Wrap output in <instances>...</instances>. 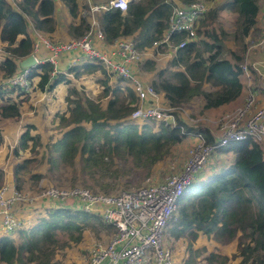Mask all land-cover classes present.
I'll return each mask as SVG.
<instances>
[{
	"label": "trees",
	"instance_id": "16d2710c",
	"mask_svg": "<svg viewBox=\"0 0 264 264\" xmlns=\"http://www.w3.org/2000/svg\"><path fill=\"white\" fill-rule=\"evenodd\" d=\"M60 1L69 15L77 18L67 25L70 38L82 35L89 22L79 14L77 0ZM172 3L173 0H131L124 11L110 8L94 15L105 41L120 35L129 36L135 46L141 48L162 35ZM222 9L234 16L230 34L219 21ZM257 10V0H223L209 7L199 19L195 35L183 47L175 49L164 67L156 69V77L151 82L154 89L161 91L172 107L193 97L201 99V109L233 100L241 89L238 62L248 43L244 37L252 32L251 42L260 35L255 25ZM52 12L53 0L13 3L0 0V42L3 44L0 81L17 73L21 69L18 59L31 51L35 34L28 21L51 38L55 29ZM182 36L183 32H174L170 39L176 42ZM228 37L234 49L226 46ZM226 50L229 57L224 55ZM142 66L151 68L153 64L147 60ZM51 68L48 61L29 67L35 88L51 91L56 84L69 82V76L96 72L103 75L99 79L101 87L94 96L81 93L75 85L67 88L64 109L54 113L60 131L43 143L39 134L32 132L34 124L23 123L12 152L16 155L18 150L27 149L30 154L12 166L18 182L30 166L38 164L45 170L31 173L35 179L47 174L60 175L63 169L74 168L75 162L80 163V171L90 174L91 165L101 169L103 155H107L110 163L113 158L127 161L130 167L123 171L131 167L144 168L147 176L187 132L199 130L207 142H214L209 127L189 125L175 111L173 124L152 117L130 118L129 113L136 104L130 81L115 75V83L109 85L106 70L95 60L83 58L53 75H50ZM204 83L211 88H204ZM27 93L18 85L0 87V118H18ZM215 153L227 155L216 158L219 162L212 164L211 153L201 171L178 197L176 212L167 222V235L178 238L185 234L186 237L185 257L172 264H192L198 261L199 255L205 264H264V152L258 143L245 138L217 146ZM104 174L105 171L99 170V176ZM88 187L96 191L90 184ZM104 189L107 191V187ZM101 226L111 229L102 221L97 208L84 211L70 198L50 201L43 209L35 211L26 225L21 223L11 233L0 234V261L4 264H57L58 250L80 242L85 230L97 231ZM197 231L210 237L215 248L195 245ZM228 243L232 244V250L222 253L220 247Z\"/></svg>",
	"mask_w": 264,
	"mask_h": 264
},
{
	"label": "built area",
	"instance_id": "2783aa9c",
	"mask_svg": "<svg viewBox=\"0 0 264 264\" xmlns=\"http://www.w3.org/2000/svg\"><path fill=\"white\" fill-rule=\"evenodd\" d=\"M129 1L131 0H104L90 5L87 11L90 15L88 29L82 35L66 40L46 37L28 21L35 34L30 53L39 46L48 49L45 61L52 64L50 75H53L60 72L55 66L58 53L78 51L81 58L100 63L106 73L130 81L136 97V104L129 113L130 118L152 117L173 124L174 115L171 109L174 107H161L154 103V87L150 82H143L135 76L129 64L140 62L149 49H154L157 53L160 49L183 47L195 35L199 19L210 7L211 0L172 4L162 35L153 39L149 47L138 48L131 37L120 35L109 42L110 48L107 51L98 49L93 40H104V34L94 13L110 8L124 11ZM174 32H183V36L176 42L170 39ZM251 47L264 50V25L260 35L245 48L243 58L238 62L240 72L244 76L242 102L218 117L209 119L208 126L214 142H207L199 130L187 133L188 136L194 137V142L187 147L186 157L179 169L164 174L155 182L115 192L91 191L79 185L62 187L43 184L40 179L33 184L36 191V195H33L32 189L29 191L23 186L1 182L0 228L10 232L21 225V220L14 210L18 203L32 202L36 196L51 202L70 198L84 211L97 208L102 221L114 228L106 241L93 239L87 243L85 264H172L171 250L163 243L167 222L176 212L178 197L191 183L215 147L250 138L258 143L264 152V59L249 61L247 52ZM0 51H3L2 46ZM79 58L78 55L74 56L67 66L79 62ZM29 67L21 68L17 73L1 80L0 87L18 85L28 92L32 86ZM253 73L258 78L257 88L253 83ZM259 91L262 103L257 102Z\"/></svg>",
	"mask_w": 264,
	"mask_h": 264
},
{
	"label": "crops",
	"instance_id": "0c3cea01",
	"mask_svg": "<svg viewBox=\"0 0 264 264\" xmlns=\"http://www.w3.org/2000/svg\"><path fill=\"white\" fill-rule=\"evenodd\" d=\"M15 1H17V0H15ZM101 1L102 0H77L79 14L83 15L87 19V22L90 23V15L87 12L88 7L94 3H98ZM221 1H223V0H211L210 7L218 5ZM11 2L13 3V0H11ZM179 3L180 2L178 0H173L172 4H179ZM257 4H258V10H257V14L255 16V19H256L255 25L257 26L258 29H259V27H261V29H262V26L264 25V0H257ZM84 9H86L85 12H84ZM222 10L224 12H228L227 9H222ZM221 14L222 13L220 12L219 15H221ZM52 16H53V19L55 22V29L51 33L50 37L52 39L59 37L58 31L63 29V37H62L63 39L62 40L70 38L68 31H67V25L69 22H75L77 20V18L71 17L69 15L66 7L63 5V3L60 0H53ZM231 18H232V22H233V18H234L233 14H232ZM95 19L98 22V19L96 17H95ZM221 19L222 18L219 16V21ZM29 27H31L30 24H29ZM198 27H199V24H198ZM261 29H260V32H261ZM231 30H232V28H231ZM231 30L229 32H231ZM251 34H252V32L248 33L244 37V40L246 42H248L246 45V48L251 42H253V41L249 42ZM109 42L110 41H105V40H96V39L93 40L94 45L98 49L106 50V51L110 48ZM225 44H226V46H229L232 49L235 48V45L233 44L231 39H226ZM0 46H3V44L1 42H0ZM146 47H149V46H146ZM175 49L176 48H174V47H170L166 50L160 49L157 51V53H156V50L149 49L148 51H146L145 55H143L141 61L138 64L136 62H134V63H130L129 66H130V68H131V70L135 76H137L143 82H150L151 83L152 80L156 77V69L159 67H164L167 64V61L174 55ZM252 49H254V50L252 51ZM36 51L38 52L39 56L35 55ZM244 51H245V49L243 50V52H241L242 58L244 55ZM32 54L34 55L37 62L45 61V59L48 55V49H46L43 46H40V47H37V49ZM76 55H78L80 57L79 61H81L83 59L79 55L78 51H66V52L58 53L56 56V61H55L56 68L60 72H62L63 69H66L68 67L67 63L70 62L71 59H73V57ZM224 55H225V57H229L227 50L224 52ZM2 57H3L2 51H0V59ZM247 57H248L249 61L262 60V59H264V50L262 48L255 49V48L251 47L248 49ZM147 60L153 64V67L145 68L142 66V64H144ZM0 73H1V70H0ZM252 75H253L252 78H253L254 86H255V88H257L258 78H257L255 73H253ZM69 77L71 79L69 82L58 83L54 86V88H52L51 91H48L45 89L39 90V89L34 87L35 84L32 82V86H31L30 90L28 91L26 96L22 99L21 112H20L18 118H16V119L0 118V142H1V147L5 146L3 152H0V156H2L4 158L7 155V153L10 152L13 157H16V160H14V161L9 160V161H6L4 164H0V183L5 182L8 185H16V186L18 185V183H20L18 185L19 187L23 186L25 189L29 190L28 184L26 181L32 180V177L30 176L31 173H34V172L37 173L39 171L38 169L34 170L32 168L33 166H30L29 171L20 175V181L19 182L14 179L15 177H14L13 172H12L13 164L16 162H19L22 157L28 156L30 154L27 151V149H25L24 151L18 150L16 155H14L12 152V147L17 142V137H18V134L20 133L21 129L23 128V123L32 122V121H29V119L33 118V115H30L31 110L26 109L28 104L26 103V101H24V100H26L27 96L29 97L32 92H36V94H37L36 96L30 97V104L33 106V108H34V102L32 100L35 101L38 98H40V99L43 98L42 104H49L50 105V104L58 102L57 104L64 107L65 101L60 102V100L63 99V97L66 93L67 87H71L72 85L75 84V82H78L79 80L82 79V80H85V84L80 85L79 83L78 84L76 83V85H75L76 88L79 91H81V90L85 89L88 86V84H91L90 80L94 79L95 83L91 86H88L86 88V91H85V93L87 95L94 96L96 94V92H98L100 90L101 83H100L99 79L103 78V75L100 72H96V73L81 74L78 77H71V76H69ZM114 78H115V75L108 74V73L106 74L107 83L109 85L114 84L113 83V80H115ZM239 80L241 83V89H240L239 94L233 100H231L227 103H222L216 107L201 109V106H200L201 99L199 97H193L187 102L180 103L179 105H181V106L177 105L176 107L178 109H175V112H177L180 115V118L189 125L195 126L197 124H201L203 126L209 127L208 125H206V122L209 121V119L218 117L220 114H222L225 111H228L230 109H233L234 107H236L237 105H239L242 102V98L244 95V76H243V74H241V72L239 73ZM64 83H66V84H64ZM69 83H71V85ZM83 86H84V88H83ZM203 87L206 89L211 88L208 85V83H204ZM88 88H91L92 92H87ZM155 91H156V96L153 98V102L158 104L161 107L170 106L168 104L167 100L165 99V97L163 96V93L159 90H155ZM258 93L259 94H257V102L262 103V97L260 95V91ZM39 95H40V97H39ZM105 100H106V98L101 99V106L102 107L105 104ZM188 105L192 106L190 110L186 109ZM183 108H185V109H183ZM191 121H196V122L191 123ZM33 124L35 127L32 129V132H37L40 136V141L42 142L41 133L43 131H45V129L42 130L41 128H39L40 125L38 123H33ZM3 136H6V140ZM193 142H194V137L188 136L187 138L183 137V139L180 141V143L176 145L174 150L178 149V151H177L178 155H180V156L182 155V156L180 158L181 160L179 161V164L172 170L179 169L182 161L186 157L187 147ZM177 146H179L181 148H177ZM184 150H185V154L183 153ZM213 154H215V155H213L214 156L213 159L214 158L222 159V156L227 155V153L217 154L215 152ZM1 158H0V162L2 163L4 160H2ZM220 159L216 160L215 162H219ZM44 170L45 169H42L40 172H43ZM207 170H208V168L205 169V171H207ZM168 172H166V173H168ZM40 177L38 178V180L41 179ZM194 177H193V179H194ZM36 181H37V179L34 180V182H36ZM31 191H33V193H32L33 195H36L35 186L32 187ZM49 202L50 201L48 199H44V198H41L40 196H36L32 202L27 201L26 203L16 204L14 206L15 214L21 220V223L24 226L31 221L35 211L43 209V207L47 206L49 204ZM106 225H108V224H106ZM108 226H110L112 230L110 228L107 229L104 226L99 227L96 232H94L93 229L85 230L83 233V238L80 242H77V243L73 242L68 247L61 250L64 252L66 251V253H64L63 255H68V258H69L68 261H70L72 263L75 262L76 264H85V262H86L85 247H86L87 243L93 239H100L101 241H106L110 237V235L113 233V230H114V228L111 225H108ZM11 231H13V230H11ZM92 232L94 234H91ZM8 233H11V232H6L2 228H0V234H8ZM196 233H197V235L195 236V238L193 240L195 245L205 246L207 249L215 248V243L210 237H205L204 234H202L200 231H197ZM168 237H169L170 243L172 245V250L169 248L171 250V253L173 254V252L177 251V253L179 254L178 255L179 257L177 260H181L186 255V252H185V244H186L185 234L182 235L181 237H178V238H174L172 235H168ZM230 250H232V244L231 243L224 244L223 246L220 247V251L222 253L227 254ZM69 252H71V253H69ZM200 257L201 256L199 255L196 258V260L200 259ZM57 258H60V256L58 255ZM200 260H203V259H200ZM0 264H4V263H2L0 261ZM198 264H203V261H199Z\"/></svg>",
	"mask_w": 264,
	"mask_h": 264
},
{
	"label": "rangeland",
	"instance_id": "374dc122",
	"mask_svg": "<svg viewBox=\"0 0 264 264\" xmlns=\"http://www.w3.org/2000/svg\"><path fill=\"white\" fill-rule=\"evenodd\" d=\"M14 1L15 0H13V2ZM85 10L86 9H84V12H85ZM220 12L222 13L221 15H219L222 18L220 20V22L223 25L222 27L225 29V31H227L230 34L229 31L232 28V24H231L232 23V18H231L232 15L229 12H224L223 10H221ZM260 29H261V27H259L258 31H260ZM58 36L59 37H56L54 39H59V40L63 39L62 38L63 37V29L58 31ZM227 39H230V38L228 37ZM64 40H66V39H64ZM253 50L254 49H252V51ZM70 51H72V50H70ZM35 55L39 56L37 51H36ZM241 59H242V57H241ZM115 80H113V83H115ZM90 81H91L90 82L91 84H88V86H91L95 83L94 79H92ZM76 83L77 84L79 83L80 85L85 84V80L81 79L78 82H75L74 85H76ZM64 84H66V83H64ZM69 84L71 85V83H69ZM67 88H70V87H67ZM83 88H84V86H83ZM86 88L81 90L82 91L81 93H85ZM87 92H92V89L88 88ZM36 95H37L36 92H32L30 94V96L29 97L27 96L26 100H24V101H26V103L28 104L26 109L31 110L30 115H33V118H30L29 121H32L31 123H38L40 125L39 128H41L42 130L45 129V131H43L41 133L42 142H44L45 140H47L51 136H54L57 132L60 131V130L56 129L57 124H56V117L54 116V113L63 110L64 107L57 104L58 102L50 104V105L49 104H42L43 98L42 99L38 98L35 101L32 100L34 102V108H33V106L30 104V97H34ZM39 97H40V95H39ZM62 101L64 102L63 99L60 100V102H62ZM179 106H181V105H179ZM191 107H192L191 105H188L186 109L190 110ZM175 109H178V108L174 107L173 109H171L172 114L174 113L173 111H175ZM183 109H185V108H183ZM194 122H196V121H191V123H194ZM168 124H170V123H168ZM209 124L210 123L207 121L206 125H209ZM3 137L6 140V136H3ZM187 137H188V135L186 134L184 138H187ZM4 148H5V146L1 147V142H0V152H3ZM177 148H181V147L177 146ZM173 150L174 149H171L170 153L166 156V158L164 160L155 164L151 168L150 174L147 176L143 172L144 168L131 167V170L123 171L125 168L130 167L129 163L127 161H122V160L113 158L112 162L110 163V162H108L109 159H108L107 155H103L102 163H100L101 169H99L97 165H91L92 167L89 169L90 174L86 173L85 171H80V163L75 162L74 168L69 166V168L63 169L61 171L60 175L50 176L47 174V176L43 175V176H41V177L39 176V177L41 178V182L43 184H53L55 186H62V187L79 185V186L86 187L88 189H90L88 187V184H90L92 189L96 190V191L115 192V191H118L120 189L131 188V187L138 186V185H146L148 183L154 182L157 179L161 178L163 174H166V172L170 171L171 169H174L179 164V161L181 160L180 158L182 155L180 156V155H178V153H176V151H178V149H176V151L175 150L173 151ZM214 152H215V149L211 152L212 155L210 154L211 156L209 158L210 160L212 159V161H211L212 164H213V162L215 163V160H216V158L213 159V157H214L213 155H215V154H213ZM183 153L185 154V150L183 151ZM1 157L2 156H0V158ZM1 159L4 161L2 163L0 162V164H4L6 161L16 160V157H13L12 154L10 152H8L7 155L4 158L2 157ZM208 164L210 165V162H208ZM32 168L34 170L35 169L41 170L43 168V165L38 164L36 166H33ZM115 169H117V171ZM99 170L105 171V174L102 176H99ZM199 170L201 171V168ZM34 180H36V179L32 178V180L26 181L29 189H32V187L34 186L33 185L35 183ZM105 187H107V189H106L107 191H105V189H104ZM165 231H166V229H165ZM94 232H96V231H94ZM91 234H94V233L92 232ZM163 243L172 250V245H171L170 239L167 235V231H166V233L164 232ZM60 253H61V251L58 250L56 257ZM69 253H71V252H69ZM63 254H60L59 255L60 258L55 260L56 263L57 264H71L72 262L70 263V261H68L69 260L68 255H63ZM178 255L179 254L177 253V251L173 252V259H174L173 261L178 259V257H179ZM199 261H203V264H205V261L200 260V259H198V261H195L192 264H197V263H199Z\"/></svg>",
	"mask_w": 264,
	"mask_h": 264
},
{
	"label": "water",
	"instance_id": "95a60500",
	"mask_svg": "<svg viewBox=\"0 0 264 264\" xmlns=\"http://www.w3.org/2000/svg\"><path fill=\"white\" fill-rule=\"evenodd\" d=\"M36 59L34 57V55L32 53H29L25 56H22L19 60H18V66L20 68H24V67H29V66H33L35 65Z\"/></svg>",
	"mask_w": 264,
	"mask_h": 264
}]
</instances>
